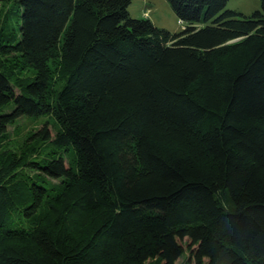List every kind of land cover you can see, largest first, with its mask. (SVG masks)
Segmentation results:
<instances>
[{
    "label": "trees",
    "instance_id": "trees-1",
    "mask_svg": "<svg viewBox=\"0 0 264 264\" xmlns=\"http://www.w3.org/2000/svg\"><path fill=\"white\" fill-rule=\"evenodd\" d=\"M167 1L180 33L131 0L17 1L18 31L0 33V264H264V0ZM26 117L52 119L47 157L14 151Z\"/></svg>",
    "mask_w": 264,
    "mask_h": 264
},
{
    "label": "rangeland",
    "instance_id": "rangeland-1",
    "mask_svg": "<svg viewBox=\"0 0 264 264\" xmlns=\"http://www.w3.org/2000/svg\"><path fill=\"white\" fill-rule=\"evenodd\" d=\"M17 1L3 0L0 3V33H3L4 38L10 34L14 35L18 31L19 17L22 12L19 13L18 11ZM227 9L251 15L255 11L261 10V0H230ZM129 13L134 19H148L158 28L165 29L172 34L180 33L186 27L184 23L178 20L167 0H131ZM8 58L9 60H15L16 57L12 55ZM16 92L18 93V90ZM46 127L50 131L52 141L56 130L51 118L33 119L26 117L18 119L13 125L8 127L10 142L15 148L14 151L19 153L29 152L33 150L32 147H35L37 155L46 157L54 152L50 141L43 142L38 139L39 132ZM65 161L70 164L68 156ZM54 183L59 184L58 181ZM187 253L188 251L176 264H186Z\"/></svg>",
    "mask_w": 264,
    "mask_h": 264
}]
</instances>
